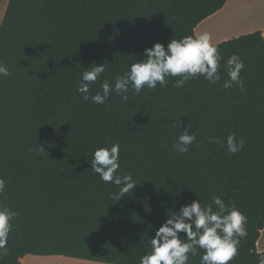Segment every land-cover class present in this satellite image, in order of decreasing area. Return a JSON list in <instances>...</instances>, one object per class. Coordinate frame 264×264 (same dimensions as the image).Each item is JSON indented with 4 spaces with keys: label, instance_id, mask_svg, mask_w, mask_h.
I'll return each instance as SVG.
<instances>
[{
    "label": "trees",
    "instance_id": "obj_1",
    "mask_svg": "<svg viewBox=\"0 0 264 264\" xmlns=\"http://www.w3.org/2000/svg\"><path fill=\"white\" fill-rule=\"evenodd\" d=\"M228 0H9L0 24V204L17 213L0 264L27 255L108 264H140L167 213L214 195L246 216L247 236L229 264H258L264 229V32L213 44L221 79L203 76L176 87L111 93L103 105L77 90L93 62L105 72L89 95L123 76L156 42L194 35ZM243 61V90L229 79L227 60ZM123 95V94H121ZM196 140L184 154L172 145L188 124ZM243 138L232 154L227 137ZM219 142H209V138ZM120 146L118 174L138 184L120 201L119 187L92 171L95 149ZM39 145L45 151H37ZM184 236V233H181ZM189 253L200 264L204 250Z\"/></svg>",
    "mask_w": 264,
    "mask_h": 264
},
{
    "label": "clouds",
    "instance_id": "obj_2",
    "mask_svg": "<svg viewBox=\"0 0 264 264\" xmlns=\"http://www.w3.org/2000/svg\"><path fill=\"white\" fill-rule=\"evenodd\" d=\"M143 57L132 63L123 76H117L115 83L110 84L105 78L101 83V91L89 95L90 84L105 72L103 64L93 62L84 69L77 90L83 94L84 100H91L95 104L103 105L111 93L128 100L127 93L132 90L139 95L147 86L149 89L167 87V77H181L175 86L182 87L188 80L203 76L210 83L221 79L218 72V62L221 59L218 48L211 43L209 33L187 35L181 39H171L167 47L162 42H156L146 48ZM244 67L243 61L236 54L227 60V74L223 87L231 88L237 84L243 90L240 72ZM8 68L0 63V75L7 76ZM123 94V95H121ZM189 123L172 145V151L184 154L196 140L195 134L190 132ZM219 142V138H209V142ZM245 144L241 137L230 134L226 141V150L235 154L243 149ZM37 151H45L39 145ZM120 146L113 143L110 147H97L90 162L92 171L99 174L105 183H113L119 187L118 193L112 198L120 201L138 184L131 174H118L120 168ZM5 182L0 179V192H3ZM17 215L15 211L0 204V249L6 254V244L11 231L10 221ZM166 221L156 229L150 240V251L140 258V264H187L189 253L198 254V249L204 253L200 257V264H229L238 255L240 238L247 236V218L234 204H226L217 195L212 197V203L202 205L200 199L191 203L181 204L178 210L167 213ZM184 233V236H181ZM258 264H264V254L259 255Z\"/></svg>",
    "mask_w": 264,
    "mask_h": 264
},
{
    "label": "rangeland",
    "instance_id": "obj_3",
    "mask_svg": "<svg viewBox=\"0 0 264 264\" xmlns=\"http://www.w3.org/2000/svg\"><path fill=\"white\" fill-rule=\"evenodd\" d=\"M223 17L225 22H234L237 17H242L240 18V20L238 19V25H236L232 29V33L236 31V34L233 35L232 33H229L230 37L231 35L235 37L239 34L249 33L256 30H261L264 32V0H243L237 3L232 9L226 10V12L223 13ZM207 22L208 23H206V25L211 32L214 31L215 26H218V23L215 24L214 19ZM221 25L223 24L219 23V27ZM257 25H262V28L258 29ZM198 30L200 29L198 28ZM258 244L259 247L263 246L264 244V229L261 231V236L257 242V245ZM31 258L32 257H30L28 261L35 260ZM46 261L54 262L55 264H108L91 261H81L70 258H52Z\"/></svg>",
    "mask_w": 264,
    "mask_h": 264
},
{
    "label": "crops",
    "instance_id": "obj_4",
    "mask_svg": "<svg viewBox=\"0 0 264 264\" xmlns=\"http://www.w3.org/2000/svg\"><path fill=\"white\" fill-rule=\"evenodd\" d=\"M241 1H243V0H228L222 9H220L218 12L209 16L208 18L203 20L201 23H199V25L195 29V33L196 34H202L204 32L209 33L211 36V43L212 44H217V43H220V42H223L225 40L232 38V36L234 34H236L235 33L236 31L234 33H232V29L236 25H238L239 20L242 17H237L234 22H231V21L225 22L223 19L224 18L223 13L226 12V10H228V9H232L237 3L241 2ZM8 2H9V0H0V24H1L2 19L4 17ZM212 19H214L215 24L218 23V26L217 27L215 26L214 31L211 32V31H209V28L207 27L206 23H208L207 21H211ZM219 23H221L223 25H221L219 27ZM198 28L200 30H198ZM257 28L261 29L262 25H257ZM256 31H258V30H256ZM229 33H232L233 35H231V37H230ZM243 34H246V33H243ZM239 35H242V34H239ZM239 35H237V36H239ZM257 249L260 252L264 251V244L261 247H259V244H258ZM30 257H32L31 259H35V260L28 261V259ZM34 257H36V258H34ZM52 258H61V259L70 258V259H76V260H81V261H89V262L91 261V260H84V259L61 256V255H53V256L27 255L22 259L21 264H55L54 262L46 261V260H49ZM91 262H97V261H91ZM98 263H102V262H98Z\"/></svg>",
    "mask_w": 264,
    "mask_h": 264
}]
</instances>
